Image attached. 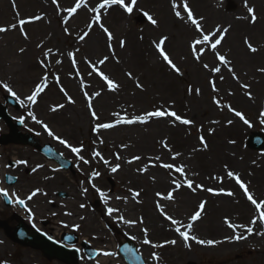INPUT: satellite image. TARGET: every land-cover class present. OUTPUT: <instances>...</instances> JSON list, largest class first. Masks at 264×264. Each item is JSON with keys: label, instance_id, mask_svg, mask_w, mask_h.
<instances>
[{"label": "rangeland", "instance_id": "374dc122", "mask_svg": "<svg viewBox=\"0 0 264 264\" xmlns=\"http://www.w3.org/2000/svg\"><path fill=\"white\" fill-rule=\"evenodd\" d=\"M2 1L0 27L18 25L20 19L28 20L34 16L42 19L24 25L28 39H24L19 26L0 33V45L5 48L0 51H5L10 57V61L6 60L0 53V82L8 84L17 94L19 99L15 98L25 117L32 113L36 120L47 124L55 136L66 140L73 147H82L80 155L89 161L85 164L54 136H49L42 124L29 115L33 134L71 160L73 168L61 171L48 164L47 159L37 156L33 165L40 171L36 175L49 179L55 189L37 198L26 209L29 214L26 223L33 228L42 226L49 236L59 238L61 236L56 235L54 228L60 222L58 226L63 232H70L77 237L76 246L87 243L99 251L94 259L86 255L84 264H104L100 261L103 250L114 253L107 256L110 258L107 264H127L119 253V247L128 238L135 242L146 264H264V236L258 234L264 232V222L259 220L260 212L264 209H256L235 180L227 175L228 171L239 175L254 199L264 202V150L254 151L247 145L250 134L264 132V73L259 71L264 68V0H230L234 8L225 0H188L194 17L202 18L205 34L211 33L217 26L221 30L228 29L216 50L226 57L228 66L218 61L208 45L198 46V50L202 47L204 51L199 60L195 59L191 44L201 35L190 22L186 23L175 16L173 0H137L131 15L118 5L101 10L100 23L113 34L111 48L106 34L98 25L92 26L83 41L79 40V36L88 31L91 18L95 15L88 9L95 7L101 0H86L87 7H82L71 17L64 9L74 6L75 0H58L59 11L52 0H32V8L24 10L21 0H14V4L13 0H7V6L1 4ZM125 2L130 3V0ZM175 2L182 5V0ZM245 4L254 8L257 17L255 23L251 21ZM177 10L185 15L182 7ZM143 12H148L156 19L157 25H152L148 20L140 23L137 16ZM64 18H68L67 24L63 23ZM64 28L68 29V33H65ZM163 37H167L163 47L181 69L182 75L171 70L159 55L154 42H159ZM121 40L125 41L123 48L120 47ZM246 40L258 50L251 52L245 44ZM21 48L24 52L20 51ZM49 48L53 51L45 58L44 52ZM69 52L76 53L75 66L68 56ZM105 57H108L105 63L99 64ZM41 60L45 61L47 67L41 65ZM57 60L61 63L57 64ZM89 61L118 83L119 88L116 91L108 90L106 83L92 71ZM204 64H208L209 68L205 69ZM214 67H220L221 71L212 72L210 69ZM228 67L233 69L238 79L234 78L233 72L228 71ZM128 73L132 74V78H129ZM45 76L48 77L47 87L31 109L27 97L43 82ZM57 76L59 83L55 79ZM72 81L76 82L77 92H74ZM137 81L143 85V89L136 87ZM212 81H215L217 91H213ZM242 85L249 87L244 88ZM61 88L75 103H69ZM189 88L192 89L191 93ZM1 89L5 90V95H11L3 87ZM197 89L200 90L199 94ZM85 92L93 97L92 108L98 120L91 117ZM95 92H100V96H94ZM59 105L64 107L52 111L53 107ZM158 108L175 111L193 123L183 125L173 122L172 117H164L152 118L144 124H116L118 119L143 116ZM230 108L241 112L249 123H244ZM62 110L77 127L76 134L57 125L52 118ZM100 123H113L116 126L94 130ZM200 136H204L207 141L206 149L200 143ZM164 143H167L171 152L163 147ZM8 149L6 147L1 151L0 168L2 160L6 164L11 159L6 153ZM96 152L100 156H95ZM176 152L181 155L173 160L172 156ZM117 154L119 160L116 159ZM134 156H140L141 159L129 164L127 161ZM157 156L160 160L155 159ZM105 160L109 163L105 164ZM161 163L184 165L187 178L194 181L193 187L200 184L205 190L196 189L193 192L183 186L184 177L174 170L160 167ZM116 164L120 168L113 173L111 167ZM40 165L42 167H38ZM146 166V172L137 171ZM96 172L98 176L93 175ZM60 178H63V182ZM173 179L182 185L173 192L174 199L158 197L157 192L166 196L175 188ZM208 188L216 191L223 189L233 195H213L206 190ZM130 189L140 193L134 204L129 203L133 198ZM55 191H61L67 197H61ZM100 192L105 197H101ZM157 201L168 216L180 222L173 225L159 213L174 227L189 231L190 235L198 239L222 243L209 246L190 240L187 243L191 247H187L176 232L171 240L175 239L177 243L165 244L167 240L156 237L147 220L151 212H160L156 207ZM201 202H206L204 212L199 220L192 221L191 216ZM81 204L85 207L81 208ZM110 204L122 206L123 209L109 216L107 208ZM28 209H31V213ZM70 212L75 216L76 227L70 225ZM14 214L17 212L6 207L0 199V216L10 218ZM120 215L137 223L125 224L118 219ZM140 218H143L142 224L138 222ZM254 218L257 223L251 235L244 228L234 231L228 226L229 222L252 226ZM189 224L192 225L191 229L187 228ZM144 228L148 229L147 237L142 231ZM236 234L247 235V239H226ZM145 238L153 244L164 246L152 247L143 242ZM0 241L3 242L0 243V264H63L48 260L39 250L13 241L2 227ZM153 253L160 259H153Z\"/></svg>", "mask_w": 264, "mask_h": 264}, {"label": "snow or ice", "instance_id": "6c2138e0", "mask_svg": "<svg viewBox=\"0 0 264 264\" xmlns=\"http://www.w3.org/2000/svg\"><path fill=\"white\" fill-rule=\"evenodd\" d=\"M52 2H53V4H56L57 10L59 11L60 10V5L58 3V0H52ZM13 4H14V0H13ZM136 4H137V0H130V3H126L125 0H101V2L98 3L95 7L88 9L89 11L95 13V15H93L92 18H91V22L88 25V31H85L82 35H80L79 36V40L83 41L85 39V37L88 36L89 31L91 30L92 26L93 25H98L103 30V32L106 34L107 40L109 42L108 46H109V48H111L112 47L111 41L113 40V34H112L111 31H109V29L107 27L104 26L103 23H100V21H101V10L106 9V8H111L114 5H118L127 14L131 15L133 10H134V8H135V6H136ZM245 6L247 7L248 13L250 14L251 21L253 23H255L257 17L255 15L254 8L248 7L247 4H245ZM82 7H87L86 0H75L74 6L69 7L67 9H64V11L67 12L68 17H71L74 14H76L77 11L79 9H81ZM181 7H182L183 12L185 13V15H182L181 11L177 10V9H179ZM172 8L174 10L175 16L178 19L184 20L186 23L190 22L195 27L196 31L198 33H200V35H201L200 39L194 40L193 43L191 44V49H192V52H193V54L195 56V59L199 60L200 56L203 54V51H204V49L202 47L199 48V50H198V46L208 45L209 49L211 51H213V53L216 55L218 61L221 64H223L225 66H228L229 65V61L226 59V57L224 55H221L219 52L216 51L217 47L221 44V42L224 39L226 33L228 32V29L224 28L223 30H221V28L219 26H217L214 31H212L211 33L205 34L204 30L202 28V24H201V19L202 18L201 19H197V18L194 17V13H193L192 9L189 7L188 0H182V5H178L175 2V0H173ZM143 15L147 18V20L152 25H154V26L157 25V20L154 19L148 12H143ZM40 19H42V17H40V16H34V17H32V18H30L28 20L20 19L18 21V25L17 24H12V25H10V27H0V33H4V32H7V31H10V30L17 29V27L19 26V30L21 31V34L23 35L24 39H28V33L26 31H24V25L26 23H31V22H34V21H37V20H40ZM63 23L67 24L68 23V18H64ZM64 31H65V33H68V29L67 28H64ZM214 37H215V39L213 40ZM166 40H167V37H163V38H161L159 40V42H154L155 47H156L157 51L159 52V55L162 57L163 61L169 66V68L171 70H173L176 74L182 75L181 69L179 67H177V65L169 57V55L167 54V52L165 51V49L163 47V45L165 44ZM245 44L248 47V49L251 52H253V53L258 50L256 47H254L247 40L245 41ZM40 46H42V45H38V47H40ZM124 46H125V41L121 40L120 41V47L123 48ZM20 51L24 52V49L21 48ZM52 51L53 50L51 48L47 49L44 52L45 58H47L49 56V54L52 53ZM76 51L78 52L79 49H77ZM68 56L71 58V62L73 64V66H75L76 65V53L75 52H69ZM107 59H108V57H105L104 59L100 60L99 64H104ZM40 63H41V65H44L45 67H47V65L45 64L44 60H41ZM56 63L59 64V63H61V61L57 60ZM88 63L90 65L92 71L95 72L106 83L108 90L116 91L119 88V84L116 83L114 80L110 79L109 76L105 75L102 71H99V69L97 68L96 64H93L90 61ZM203 67L205 69H208L209 65L208 64H204ZM210 70L212 72L219 73L221 71V68L220 67H214V68H212ZM228 71L229 72H233V69L231 67H228ZM259 71L264 73V68L259 69ZM89 74L91 75V73H89ZM127 75L129 76V78H132V74L131 73H128ZM233 76H234V78L238 79V77H235L234 72H233ZM55 79H56L57 83H59V76L55 77ZM221 79H223V77H221ZM47 80H48V77L45 76L43 78V82L41 84H38L35 87V89L32 92V94L27 97V99L29 101H31L32 103L36 102L37 97L40 96V94L47 87ZM211 84H212L213 91H217L216 86H215V81H212ZM0 86H2L4 89H6L7 92L10 93L12 96H14L17 99H19V97H17V94L13 91V89L8 84L0 82ZM136 87L139 88V89H143V85L141 83H139V81L136 82ZM242 87L248 88L249 86L248 85H242ZM61 91L67 97L69 103H75V101L72 100L71 96H68V93L63 88H61ZM188 91H189V93H191L192 89L189 88ZM199 91H200L199 89L196 90L197 94H199ZM100 94H101L100 92H95L93 95L98 97V96H100ZM84 95H85V97L87 98V101H88V108L90 109L91 117L93 118V120H98L99 117L97 116L95 110L92 108V99H93V97L89 96L87 92H85ZM248 96L251 99V93L250 92L248 93ZM216 103L219 104V101H216ZM58 107L62 108V107H64V105H59L57 107H53L52 111H56ZM230 110L234 111L235 115L237 117H239L241 120H243L244 123H246V124L249 123L245 119V117L243 116V114L241 112L235 111L234 109H231V108H230ZM29 115H31L32 118L34 120H36V117L32 113H29ZM262 115H264V113H262ZM164 117H172V118H174L173 122H179L180 124H183V125H190V124L193 123V121L188 120V119H184L180 115H177V113L175 111H169L168 109L158 108L155 111H150V112L145 113L143 116H135V117H133L131 119H128L126 117L122 118V119H118L116 121V124H128V125L136 124V123L144 124V123H147L152 118H164ZM36 122L42 124V127L44 128V130L47 132V134L49 136H54L55 139H57L61 144L65 145V147L69 148L71 150V152L75 153L79 157V159L82 160L85 164L89 163V161L84 160V157L80 155V153L83 150L82 147H73L66 140H63L60 137L55 136V134L52 132V130L48 127L47 124H44L40 120H36ZM21 123H23V120H21ZM115 126L116 125L113 124V123H100V124H97L95 126L94 130L110 129V128H113ZM199 140H200L201 145L206 149L208 147V145H207V141L205 140L204 136H200ZM102 142L103 141H101V143ZM233 143H234V141H233ZM125 147H127V145H125ZM163 147L167 148L168 151L171 152V149L168 148L167 143H164ZM94 155L95 156H100V153L96 152ZM180 155L181 154L179 152H176L175 154H173L172 159L175 160ZM101 159H103V157H101ZM116 159L117 160L120 159L119 154L116 155ZM140 159H141L140 156H134V157H132L131 160H129L127 162L129 164H131L134 161L140 160ZM155 159L156 160H160V157L157 156ZM17 163L26 164L27 161L21 160V161H17ZM104 163L108 164L109 162L107 160H105ZM153 166H155V165H153ZM38 167H42V165H40ZM160 167H162L164 169H171V170H174L175 172L181 174V176L184 177V185L183 186H186L188 189L192 190L193 192H195L196 189L205 190L203 188V185H200V184H196V186L193 187L194 181L187 178V175L185 173L184 165L176 166V165L171 164V163H161ZM119 168H120V165L116 164L115 166L111 167V171L113 173H115V172H117L119 170ZM33 171H36V169H33ZM137 171L146 172L147 171V166L145 168H143V169H137ZM93 175L94 176H98L99 173L96 172V173H93ZM227 175L235 180V182L243 190L246 198L251 202L252 205L255 206L256 209H264V202H257V200L254 199L253 195L249 191L248 186L240 179L239 175H236V174H234L231 171H228ZM153 179H155V177H153ZM217 179H222V178H217ZM172 184L175 185V188L172 191H169L166 196H162V194L159 193V192H157L156 195L158 197H161L162 199L173 200L174 199L173 192L176 191L177 189H179L182 185L178 181H176L175 179L172 180ZM93 187H95V185H93ZM206 190L208 192L212 193L213 195H220V194H224V195H227V196H232L233 195L232 192H230V191L225 192L223 189H220L219 191H216V190H214L212 188H208ZM84 191L86 192L87 189H84ZM97 191H99V189H97ZM129 191H132V190L130 189ZM40 192H41V190L39 188H37L34 191H32L26 197V199H20L17 196L16 197V202L19 205L27 208L26 201L27 200H32L33 197L37 196ZM0 193H2L6 198L9 197V193L6 190L2 189V188H0ZM100 195H101V197H105V194L103 192H100ZM132 196H133V199L135 200L136 197L140 196V193L132 191ZM117 199H121V197H117ZM105 202H107V198H105ZM136 202L139 203V201H136ZM205 203L206 202H201L199 204L198 210L195 211L194 214L191 216V220L192 221H196V220H199L201 218V214L204 212V209H205ZM80 207L84 208L85 205L81 204ZM156 207L160 211V213L165 216V218L167 220L171 221V223L173 225H177V224L180 223L179 221L173 219L171 216H168L165 213L164 208L160 205V203L158 201L156 203ZM28 211H29V213H31V209H28ZM114 212L118 213L119 209L118 208H112V207L107 208V214L109 216H112ZM118 219L123 221L125 224H128V225H134V224L137 223L136 220H126L123 215H120L118 217ZM259 220L261 222H264V211L260 212ZM138 222L142 224L143 223V218H140ZM256 223H257V220L254 218L251 221V225L252 226L245 227L243 225H234L231 222L228 223V226L230 228H232L234 231L237 228H244V231L248 235H251L254 232V227L253 226ZM191 227H192L191 224L187 225L188 229H191ZM175 230L179 234V236L183 239V241L185 242V245L187 247H191V245L187 243L190 240L191 241H195L197 244H200V245H209V246H214L216 244L222 243V241H213V240H207L206 241V240H203V239H198L196 236L190 235L189 231H181L180 227H177ZM142 231L144 232L145 237H147L148 236V229L144 228V229H142ZM258 234L264 236V232H260ZM226 239L227 240H233L234 239L236 241H239V240H242V239H247V235L236 234V235H234L232 237H227ZM143 242L145 244L151 245L152 247H163L164 246L163 244H153L152 241L147 239V238H145V240ZM0 243H3V242L0 241ZM176 243H177V241L175 239L168 240V241L165 242V244H170V245H175ZM103 254L105 256L114 255V253H109V252H104ZM152 256H153V259H155V260H159L160 259V257L157 256L155 253H153Z\"/></svg>", "mask_w": 264, "mask_h": 264}, {"label": "flooded vegetation", "instance_id": "af4514ba", "mask_svg": "<svg viewBox=\"0 0 264 264\" xmlns=\"http://www.w3.org/2000/svg\"><path fill=\"white\" fill-rule=\"evenodd\" d=\"M1 88L2 87H0V108H6V111L10 115L11 120L6 121L5 119L0 118V141L5 135L11 134L16 130L21 131L35 138V135L33 134L34 130L32 129V122L29 119V115L28 117H25L23 115L20 105L16 106L14 104H11L9 102V95H5V90ZM28 104L29 107L32 109L33 103L29 101ZM21 120H23V123H21ZM6 147H9L6 153L10 156L11 159L10 161H6V164L4 160H2L1 167L3 168V170L2 168H0V188L6 190L9 193V200H10L9 203H6L5 196L1 193L4 199V205L8 208H13L14 211L17 212V214H14L10 218L8 217L3 218V216H0L2 218L0 219V227H2L5 230L6 234L13 236L15 230H17L16 229L17 225L22 224L20 226H24L27 230V235H29V232L34 228L29 226L28 223H26L27 219L29 220L28 218L29 214H27L26 209L31 207V205L33 204V202H35L37 198H42L46 194H50L52 192L51 190L55 189V186L49 183V179H42L44 176L36 175L38 174L40 169H38L37 166L33 165V161L37 159V156L44 158V156L40 151H38L32 146H24L21 144L9 143V144L0 145V154L1 151L2 150L4 151ZM13 155L16 156L14 157ZM1 158L2 157H0V160ZM12 160H14V162ZM20 160L27 161V163L21 166L20 164L16 163L17 161ZM31 165L33 166L32 168H30ZM33 169H36V171H33ZM8 174L16 178L13 184H9ZM59 180L63 182V178H60ZM37 188H39L41 192L37 196L33 197L32 200L26 201L27 208L19 205L16 202L17 196L20 199H26V197ZM54 193L55 194L58 193L59 196H62L64 198L67 197V195L61 194L62 193L61 191H55ZM21 210L23 211L24 215H21L19 213V211ZM43 225H47V223H43ZM63 233L65 232H62V234ZM46 235L49 238L55 240L57 243L63 244L64 237H62V235H59L61 236L59 238L51 237L47 233ZM84 257H85L84 250L79 248V252H78L79 264H84L85 262ZM54 261L59 262L58 260H54Z\"/></svg>", "mask_w": 264, "mask_h": 264}, {"label": "water", "instance_id": "95a60500", "mask_svg": "<svg viewBox=\"0 0 264 264\" xmlns=\"http://www.w3.org/2000/svg\"><path fill=\"white\" fill-rule=\"evenodd\" d=\"M232 8H234L233 5H232ZM140 21L144 22L145 17L141 16ZM12 137L17 138L14 140H19V141H22L23 143L29 142L15 135H13ZM248 146L253 150H263L264 149V133L256 132L250 135L248 138ZM42 151L48 154V156H50L51 158H54L57 161H59L64 168H69L71 166V164L68 161L62 160L61 156L57 154L51 146L49 145L44 146L42 148ZM23 233L24 232L21 229H19L17 238L37 248H42L45 255H47L48 257L58 256L59 258H63L65 260H67L69 257L70 263L76 264V259H77L76 254L68 253V252H73V250L68 251L64 249L63 247L58 248V246L55 243L48 241L46 238L38 234L34 235L31 239L27 240L25 239ZM69 242L73 243L74 241L70 240ZM120 252L125 256L129 264H144L142 257L139 254H137L135 245L131 240H128L127 243L124 244L120 248ZM95 254H96L95 251L90 252V256H95Z\"/></svg>", "mask_w": 264, "mask_h": 264}, {"label": "bare ground", "instance_id": "6f19581e", "mask_svg": "<svg viewBox=\"0 0 264 264\" xmlns=\"http://www.w3.org/2000/svg\"><path fill=\"white\" fill-rule=\"evenodd\" d=\"M36 1V0H35ZM32 0H21L20 3H21V7H22V10L26 9V8H32L33 6V3H31ZM5 4L6 6L8 5V1L7 0H3L1 2V4ZM5 50L4 48V45H0V50ZM1 55H4V58L6 60H9L10 61V57L8 55H6V52L5 51H0ZM72 83L74 84L75 86V90L74 92L76 91L77 92V85H76V82L72 81ZM60 113H57L55 115L52 116V118H54L55 122L57 123V125L59 126H62L64 127L65 129H67L69 132H72L73 134H76V126L71 122V120L69 119V116L65 113V110H62V111H59ZM48 164H51V163H48ZM52 166V164H51ZM52 167H56L54 164ZM135 192H139L138 190H135ZM132 202H129V203H135L134 199L132 198L131 200ZM134 201V202H133ZM128 204V202H127ZM109 207H112V208H118V209H123L122 206H119V205H113V204H110ZM108 207V208H109ZM19 213L21 215H24L23 211H19ZM160 212H151V214H149V217H148V223L150 225V228H151V231L153 232V234L156 236V237H162L164 239H166L167 241L172 237L175 236L176 234V226L174 227L173 225H171L166 219L162 218L161 216H159ZM69 218H71L72 220L70 221V225L76 227L77 225V222L74 221L75 219V216L70 212L69 213ZM37 219H40V217H38ZM58 223L60 222H57V225H55V233L57 235H65L66 233H63V230L58 226ZM40 229H42V227L38 226ZM37 227V228H38ZM99 227V226H97ZM106 252L105 250H103V253ZM110 260L109 257L107 256H101L100 258V261L104 264H107L108 261Z\"/></svg>", "mask_w": 264, "mask_h": 264}]
</instances>
